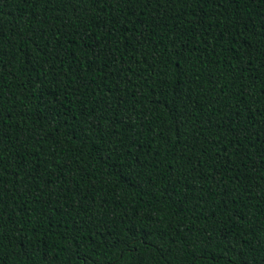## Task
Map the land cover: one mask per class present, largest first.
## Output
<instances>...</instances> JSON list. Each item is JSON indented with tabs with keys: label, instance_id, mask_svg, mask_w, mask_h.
Segmentation results:
<instances>
[{
	"label": "trees",
	"instance_id": "16d2710c",
	"mask_svg": "<svg viewBox=\"0 0 264 264\" xmlns=\"http://www.w3.org/2000/svg\"><path fill=\"white\" fill-rule=\"evenodd\" d=\"M0 264H264V0H0Z\"/></svg>",
	"mask_w": 264,
	"mask_h": 264
}]
</instances>
